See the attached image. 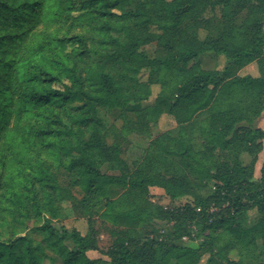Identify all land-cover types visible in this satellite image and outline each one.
I'll list each match as a JSON object with an SVG mask.
<instances>
[{
	"label": "trees",
	"instance_id": "obj_1",
	"mask_svg": "<svg viewBox=\"0 0 264 264\" xmlns=\"http://www.w3.org/2000/svg\"><path fill=\"white\" fill-rule=\"evenodd\" d=\"M153 40L166 61L147 56ZM206 54L218 61L214 70L202 68ZM154 65L170 77L158 102L189 147L172 149L164 133L157 153L129 174L117 147L105 143L100 108L129 103L143 86L141 70ZM251 65L257 77L240 74ZM263 113L264 0H0V264H198L202 250L214 253L216 225L241 227L252 212L264 222V164L255 179ZM240 154L253 159L244 164ZM105 164H121L124 176L105 173ZM61 170L82 188L89 224L105 204L101 216L137 225L108 260L89 258L98 250L91 234L54 227L73 199ZM205 183L213 186L208 197L199 192ZM111 184L126 188L118 200L110 199ZM152 187L173 202L192 201L165 212L150 200ZM125 203L134 207L119 210ZM212 206L219 210L211 213ZM156 218L173 223L165 238L139 237ZM194 226L200 247L179 245Z\"/></svg>",
	"mask_w": 264,
	"mask_h": 264
},
{
	"label": "rangeland",
	"instance_id": "obj_2",
	"mask_svg": "<svg viewBox=\"0 0 264 264\" xmlns=\"http://www.w3.org/2000/svg\"><path fill=\"white\" fill-rule=\"evenodd\" d=\"M244 15L239 18V21L243 20ZM149 29L154 35H159L161 33L156 25H151ZM214 29L220 30V23L218 21H216ZM62 30H65V28ZM161 45L162 43L160 41L153 40L151 43H147V45L144 46L147 56L152 61L158 60L164 62L167 60V51H164ZM201 61L203 69L212 70L217 66V61L206 55ZM222 64L223 61L220 62V65ZM154 67H146L141 70L138 75V81L143 86L136 90H132V100L129 103L121 108H100V118L104 126L105 143L109 148L117 147L121 159L127 163L126 172L129 174L135 173L136 166L134 165H141L146 158L149 160L151 159V155L157 153L160 144L156 140L164 133L170 134L169 137L164 139V143L166 144L169 142L172 149L176 148L179 151H183V149L189 147V142L186 138L182 137L180 126L175 118L169 114L163 113L168 110V107H163L160 102H158L162 81L166 79V81L170 82V77L166 75V72L162 68L156 66L155 69H153ZM139 96L150 97L147 100H142L143 102L141 101L140 103L134 101ZM203 116L204 115H202V117ZM262 126L264 127V124H262ZM261 130L264 132V129ZM194 132L198 137L200 136L198 131ZM195 141V148L201 149V147H199L200 142L198 140ZM263 150L258 155L257 163L259 161L264 163ZM262 152V158L260 159L259 156ZM235 157L236 155L232 153L226 159L232 162ZM238 157L244 164H249L253 159L249 154H240ZM175 158L176 156H173V159L177 161V158ZM223 158L222 155L219 156V159ZM162 166L161 175L165 173L166 168L164 164H162ZM102 169L105 173L115 177H122L125 172L121 164H117L115 168H113L112 165L105 164ZM58 177L61 185L72 191L73 199L66 201L62 217L53 221L54 227L61 229L63 226H66L70 229H78L83 235L91 234L94 237L98 250L89 251V258L108 260V253L116 247L117 239L125 235L126 231H129L130 228H136L137 225L130 224L134 222L130 220H119L115 223L109 220V217L101 216L104 212L103 209L105 208V204H102L101 208L96 210L99 212L92 215L93 218L90 220L91 223L89 224L88 215H86L85 210L79 203L84 198L83 190L79 186H71L74 175L68 173L66 170H61ZM259 177L260 173H255V179ZM108 189L110 199L113 200H118L126 190V188H123L121 185L115 184L109 185ZM199 192L204 197H208L213 193V186L209 183L200 185ZM150 200L156 207H160L165 212L179 207L184 204V202L192 201L189 198L173 202L170 197L165 194L163 189L156 187L150 188ZM133 207L134 205L126 206L125 203V205H121L118 208L119 210L125 211ZM172 226L173 223H168L167 220L156 218L153 225L144 227L142 231H139V237L164 239L166 229H171ZM33 227L34 225L31 224V228ZM192 230V236H186V240H184L183 237V241L178 242L179 245L196 249L200 247L202 240L200 241V239L196 237L197 228L194 226ZM211 234L215 241L214 253L202 250L201 253L204 256L198 264H227L228 258L240 262L241 264H264V222L262 217L258 214L252 212L243 217L241 219V227L230 224L226 226L218 224L212 229ZM136 236H138V234H136ZM47 264L50 263L47 262ZM160 264L176 263L175 261L169 260L160 262Z\"/></svg>",
	"mask_w": 264,
	"mask_h": 264
},
{
	"label": "crops",
	"instance_id": "obj_3",
	"mask_svg": "<svg viewBox=\"0 0 264 264\" xmlns=\"http://www.w3.org/2000/svg\"><path fill=\"white\" fill-rule=\"evenodd\" d=\"M205 56V55H204ZM203 56V57H204ZM206 56H209V57H211V58H213V59H215L216 61H217V59H216V57L213 55V54H206ZM203 57L201 58V59H203ZM217 63H218V61H217ZM217 67V66H216ZM215 67V68H216ZM214 68V69H215ZM214 69H212V70H214ZM207 70V69H206ZM240 74L241 75H247V74H250V75H252V76H254V77H257L258 75H259V72H258V69H257V67L256 66H254V65H251V66H249V67H247V68H245V69H243L241 72H240ZM262 124H264V113L262 114V116H261V118L257 121V127L260 129H264V127L262 126ZM263 152H264V150H263ZM263 152L260 154V156H259V158L261 159L262 158V154H263ZM263 164L264 163H261L260 161L256 164V169H255V173H260V171H261V168H262V166H263Z\"/></svg>",
	"mask_w": 264,
	"mask_h": 264
},
{
	"label": "built area",
	"instance_id": "obj_4",
	"mask_svg": "<svg viewBox=\"0 0 264 264\" xmlns=\"http://www.w3.org/2000/svg\"><path fill=\"white\" fill-rule=\"evenodd\" d=\"M219 209L217 208V207H215V206H212L211 208H210V212L211 213H214V212H217ZM198 211L200 212L201 210L200 209H198ZM187 239V237L185 236L184 237V240H186Z\"/></svg>",
	"mask_w": 264,
	"mask_h": 264
}]
</instances>
